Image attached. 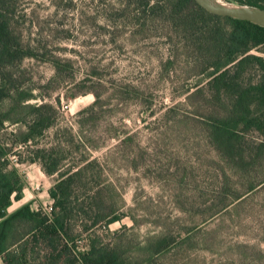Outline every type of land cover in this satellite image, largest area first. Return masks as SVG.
Wrapping results in <instances>:
<instances>
[{
    "label": "rangeland",
    "instance_id": "374dc122",
    "mask_svg": "<svg viewBox=\"0 0 264 264\" xmlns=\"http://www.w3.org/2000/svg\"><path fill=\"white\" fill-rule=\"evenodd\" d=\"M0 1L21 52L33 54L10 71L19 86L34 90L27 104L55 111L43 137L7 157L8 171L24 181L22 199L8 212L52 205L59 175L28 161L37 149L55 150L62 171L96 163L85 187H76L79 203L86 207L101 189L121 217L87 233L83 216L72 219L76 251L95 236L123 245L131 264H264V159L244 176L216 150L206 129L220 103L207 91L187 100L185 91L202 76L163 72L167 29L151 23L143 32L142 14L129 0ZM17 129L24 127L8 126L4 143ZM261 145L264 137L249 131L237 150L254 158ZM163 237L169 246L149 261L151 242ZM58 245L60 251L66 242ZM51 254L43 243L35 263L47 264Z\"/></svg>",
    "mask_w": 264,
    "mask_h": 264
},
{
    "label": "trees",
    "instance_id": "16d2710c",
    "mask_svg": "<svg viewBox=\"0 0 264 264\" xmlns=\"http://www.w3.org/2000/svg\"><path fill=\"white\" fill-rule=\"evenodd\" d=\"M141 12L142 31L156 23L167 29L169 56L162 64L168 76L181 72L184 75L202 76L193 88L185 91L187 100L203 99L206 91L220 105L211 116L206 132L220 155L242 175H249L257 163L264 159L260 152L246 158L238 152V144L245 133L255 131L264 137V27L211 15L194 0H129ZM243 6L264 10V0H231ZM0 1V264H37L35 250L43 243L51 250L47 264H131L123 245L111 246L91 236L84 251L79 250L71 235L70 222L83 216L84 232L105 224V228L121 220L115 207L97 189L85 207L75 197L76 187L84 186L87 172L96 163H89L77 171H62V159L54 157L55 150L37 149L35 158L47 176L59 175V180L49 191L51 213L34 211L26 204L12 214L8 209L22 199L24 181L16 172L8 171L7 157L19 145L34 143L54 125V107L45 104L30 105L35 99L34 90L26 91L17 84L10 67L33 57L27 50L22 53L17 39H13L10 22L2 13ZM206 87H201L203 81ZM23 125L11 133V144L4 143L3 133L8 126ZM250 186V192L256 190ZM94 189H91V191ZM59 241L66 245L59 251ZM69 242H72L69 244ZM169 238L151 242V260L169 246ZM74 247H70L73 246ZM76 248V249H75ZM46 264V263H38ZM152 264V263H151Z\"/></svg>",
    "mask_w": 264,
    "mask_h": 264
},
{
    "label": "water",
    "instance_id": "95a60500",
    "mask_svg": "<svg viewBox=\"0 0 264 264\" xmlns=\"http://www.w3.org/2000/svg\"><path fill=\"white\" fill-rule=\"evenodd\" d=\"M195 3L207 13L218 17H229L239 21L252 23L264 27V10L242 7L240 9L222 10L210 6L206 0H194Z\"/></svg>",
    "mask_w": 264,
    "mask_h": 264
},
{
    "label": "bare ground",
    "instance_id": "6f19581e",
    "mask_svg": "<svg viewBox=\"0 0 264 264\" xmlns=\"http://www.w3.org/2000/svg\"><path fill=\"white\" fill-rule=\"evenodd\" d=\"M206 1L210 6L217 8V9H222V10H233V9L242 8V7H237L235 5H231L221 0H206Z\"/></svg>",
    "mask_w": 264,
    "mask_h": 264
},
{
    "label": "built area",
    "instance_id": "2783aa9c",
    "mask_svg": "<svg viewBox=\"0 0 264 264\" xmlns=\"http://www.w3.org/2000/svg\"><path fill=\"white\" fill-rule=\"evenodd\" d=\"M51 211H52V205H50L49 207H46V210L43 211V212H45V213H51Z\"/></svg>",
    "mask_w": 264,
    "mask_h": 264
},
{
    "label": "crops",
    "instance_id": "0c3cea01",
    "mask_svg": "<svg viewBox=\"0 0 264 264\" xmlns=\"http://www.w3.org/2000/svg\"><path fill=\"white\" fill-rule=\"evenodd\" d=\"M19 202H20V201H19ZM19 202H18V203H19ZM25 205H26V204H25ZM22 206H24V205H22ZM22 206H20V207H17V209H15V210H14V211H12V212H10V211H9V212H8V214H12V213H14L16 210H18V209H19V208H21Z\"/></svg>",
    "mask_w": 264,
    "mask_h": 264
}]
</instances>
